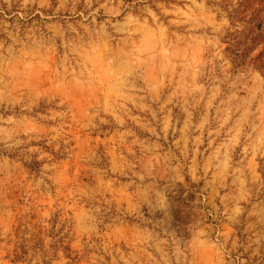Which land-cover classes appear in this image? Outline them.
<instances>
[{
    "label": "rangeland",
    "instance_id": "1",
    "mask_svg": "<svg viewBox=\"0 0 264 264\" xmlns=\"http://www.w3.org/2000/svg\"><path fill=\"white\" fill-rule=\"evenodd\" d=\"M245 1L0 0V264H264Z\"/></svg>",
    "mask_w": 264,
    "mask_h": 264
},
{
    "label": "trees",
    "instance_id": "2",
    "mask_svg": "<svg viewBox=\"0 0 264 264\" xmlns=\"http://www.w3.org/2000/svg\"><path fill=\"white\" fill-rule=\"evenodd\" d=\"M246 0L242 5L244 8L243 14L246 17L243 20L245 24L244 29L236 33L235 39L238 45L243 49L239 50V53L234 54L236 59L241 63H245L249 58L250 53L254 50L253 47L262 41L264 38V0ZM254 4L257 8L252 9ZM256 68L260 71H264V52H261L253 61Z\"/></svg>",
    "mask_w": 264,
    "mask_h": 264
}]
</instances>
